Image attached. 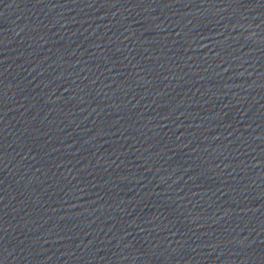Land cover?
I'll return each instance as SVG.
<instances>
[{
  "label": "water",
  "instance_id": "obj_1",
  "mask_svg": "<svg viewBox=\"0 0 264 264\" xmlns=\"http://www.w3.org/2000/svg\"><path fill=\"white\" fill-rule=\"evenodd\" d=\"M0 264H264V0H0Z\"/></svg>",
  "mask_w": 264,
  "mask_h": 264
}]
</instances>
